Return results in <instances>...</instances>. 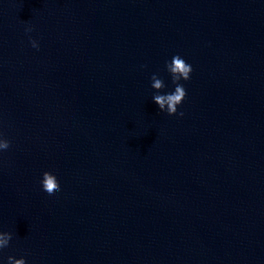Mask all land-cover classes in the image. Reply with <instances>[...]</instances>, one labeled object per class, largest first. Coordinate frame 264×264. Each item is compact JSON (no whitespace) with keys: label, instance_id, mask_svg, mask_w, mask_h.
<instances>
[{"label":"water","instance_id":"obj_1","mask_svg":"<svg viewBox=\"0 0 264 264\" xmlns=\"http://www.w3.org/2000/svg\"><path fill=\"white\" fill-rule=\"evenodd\" d=\"M0 138V264H264V0H0Z\"/></svg>","mask_w":264,"mask_h":264},{"label":"clouds","instance_id":"obj_2","mask_svg":"<svg viewBox=\"0 0 264 264\" xmlns=\"http://www.w3.org/2000/svg\"><path fill=\"white\" fill-rule=\"evenodd\" d=\"M26 31H31V28H26ZM30 42L33 47L38 48L37 42L30 37ZM165 67L167 71L171 74L172 82L175 84V89L173 92L168 94H160L159 92L153 95V101L159 106L161 111H166L168 115L177 114V106L182 103L186 96V90L182 84L179 83L181 79H190V73L192 72V67L190 64L181 58L179 54L174 55L171 61L165 62ZM151 87L160 90L165 87L164 81L153 74ZM180 116H183V112H179ZM10 146V141L4 138H0V150H6ZM42 189L49 195L54 194L59 191L60 184L55 176L50 171H44L41 180ZM12 238V233L10 232H0V249L8 246L9 241ZM8 264H26L25 259L14 258L13 256L7 257Z\"/></svg>","mask_w":264,"mask_h":264}]
</instances>
